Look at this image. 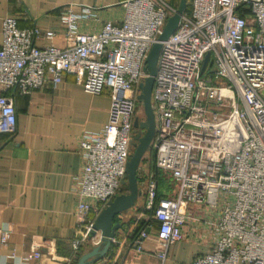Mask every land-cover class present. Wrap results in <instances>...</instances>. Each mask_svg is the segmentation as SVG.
Listing matches in <instances>:
<instances>
[{
	"label": "built area",
	"instance_id": "1",
	"mask_svg": "<svg viewBox=\"0 0 264 264\" xmlns=\"http://www.w3.org/2000/svg\"><path fill=\"white\" fill-rule=\"evenodd\" d=\"M122 5L121 20H106L90 32L82 24L95 20L96 8L65 7L61 23L70 42L63 47L35 44L37 37L53 39L54 30L21 28L14 16L3 20L0 133L16 130L18 111L9 90L28 94L46 84L56 87L73 74L85 91L110 95L108 121L79 139L84 163L76 177V249L87 243L101 210L122 192L146 59L177 9L168 0ZM152 103L156 165L177 189L157 202L160 178L140 167L144 207L157 226L146 224L133 240L136 249H143L153 231L157 254L166 260L191 222L193 235L208 234L210 248L188 264H264V0H192L163 41ZM0 235L7 244L9 230L0 227ZM92 242L99 244L100 236ZM41 257L39 249L27 255L38 264ZM14 258L10 253L6 264Z\"/></svg>",
	"mask_w": 264,
	"mask_h": 264
},
{
	"label": "crops",
	"instance_id": "2",
	"mask_svg": "<svg viewBox=\"0 0 264 264\" xmlns=\"http://www.w3.org/2000/svg\"><path fill=\"white\" fill-rule=\"evenodd\" d=\"M122 1L0 0V47L5 17H16L21 28L57 33L53 39L37 37V46L54 43L63 47L70 42L61 23L65 7H95V20L82 24V30L90 32L100 30L106 20H121ZM168 1L176 7L180 2ZM8 92L18 115L16 130L0 133V227L10 232L7 244L0 235V264L8 263L10 253H15L13 264H38L39 260L27 258L33 249L42 252L43 264H74L78 255L91 248L86 242L75 248L81 237L76 177L84 163L79 139L86 132H99L108 121L110 95L85 91L73 74H66L56 87L46 84L28 94ZM121 218L132 221L129 230L119 229L106 255L91 264H188L210 248L208 234L204 238L193 235L189 222L184 226L186 238L170 246L166 260L157 254L159 244L153 231L144 239L143 249L137 250L131 235L138 219H148L154 229L157 226L142 196Z\"/></svg>",
	"mask_w": 264,
	"mask_h": 264
},
{
	"label": "water",
	"instance_id": "3",
	"mask_svg": "<svg viewBox=\"0 0 264 264\" xmlns=\"http://www.w3.org/2000/svg\"><path fill=\"white\" fill-rule=\"evenodd\" d=\"M187 7L188 0H180L175 13L168 18L158 40L150 49L145 67L148 75L140 84L141 93L138 95V99L143 104L146 117L141 119L137 116L134 120V133L131 140L133 153L127 163L122 192L111 199L98 214L87 241L91 248L82 255H78L74 264H91L99 261L111 248L114 239L118 236V230L128 231V227L132 225L131 220L126 222L121 218V215L127 214L141 197L139 169L147 151L152 145L155 135L156 120L152 93L161 48L163 41L167 40L177 29ZM208 58L209 55L206 56L203 69L206 66ZM97 236H100L101 242L94 245L92 240Z\"/></svg>",
	"mask_w": 264,
	"mask_h": 264
},
{
	"label": "trees",
	"instance_id": "4",
	"mask_svg": "<svg viewBox=\"0 0 264 264\" xmlns=\"http://www.w3.org/2000/svg\"><path fill=\"white\" fill-rule=\"evenodd\" d=\"M191 3H192V0H188V7H187L186 11H189L191 9ZM150 148H151L150 149L151 151L150 150L149 151L151 152V155L148 158L144 157L141 166H147L149 164L148 165L149 171L151 173L156 174L158 177H160V170L157 168V165H156V150H155L154 146H151ZM142 181H143V177H142V175L140 173V175H139V184L140 185H141ZM160 185H161V183L159 182L157 202H159L160 199L165 197L163 195V192L161 190V186ZM148 222H149L148 219H143V218L142 219H138V221L136 223V227L133 229L134 231L132 232V235H131L133 240H135L139 236V234H140V232H141V230L143 228H146V224Z\"/></svg>",
	"mask_w": 264,
	"mask_h": 264
},
{
	"label": "rangeland",
	"instance_id": "5",
	"mask_svg": "<svg viewBox=\"0 0 264 264\" xmlns=\"http://www.w3.org/2000/svg\"><path fill=\"white\" fill-rule=\"evenodd\" d=\"M137 116L141 119H144L146 117L142 103H140L138 106ZM149 150L147 151V153L145 155V157H147V158L150 157V155H151V152H150L151 150L150 151ZM148 165L146 166L147 168H149ZM159 178H160V183H161L160 186H161V190L163 192V195L165 197H169V196L173 197L175 195L177 185L174 182V180L172 179L171 175L169 173L164 172V171H160V177Z\"/></svg>",
	"mask_w": 264,
	"mask_h": 264
}]
</instances>
